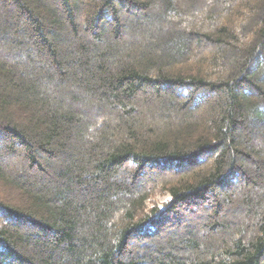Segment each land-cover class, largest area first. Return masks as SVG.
Instances as JSON below:
<instances>
[{
    "label": "trees",
    "instance_id": "trees-1",
    "mask_svg": "<svg viewBox=\"0 0 264 264\" xmlns=\"http://www.w3.org/2000/svg\"><path fill=\"white\" fill-rule=\"evenodd\" d=\"M0 264H264V0H0Z\"/></svg>",
    "mask_w": 264,
    "mask_h": 264
},
{
    "label": "rangeland",
    "instance_id": "rangeland-1",
    "mask_svg": "<svg viewBox=\"0 0 264 264\" xmlns=\"http://www.w3.org/2000/svg\"><path fill=\"white\" fill-rule=\"evenodd\" d=\"M11 159V157H9ZM170 199V197L168 196V194L166 195H158L155 196L149 203L148 205L150 207H153L154 205L158 206L159 208L164 207V204Z\"/></svg>",
    "mask_w": 264,
    "mask_h": 264
}]
</instances>
